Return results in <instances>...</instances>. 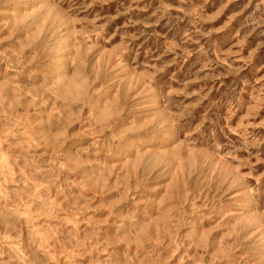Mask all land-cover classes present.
Returning a JSON list of instances; mask_svg holds the SVG:
<instances>
[{"label":"rangeland","instance_id":"1","mask_svg":"<svg viewBox=\"0 0 264 264\" xmlns=\"http://www.w3.org/2000/svg\"><path fill=\"white\" fill-rule=\"evenodd\" d=\"M0 264H264V0H0Z\"/></svg>","mask_w":264,"mask_h":264},{"label":"bare ground","instance_id":"2","mask_svg":"<svg viewBox=\"0 0 264 264\" xmlns=\"http://www.w3.org/2000/svg\"><path fill=\"white\" fill-rule=\"evenodd\" d=\"M64 47H60V49H63ZM62 56L64 57V56H66V54H64V53H62ZM66 60V59H65ZM70 60V59H69ZM58 62V61H57ZM64 65H63V67H62V69L60 70V71H55V70H53V73L55 74V77L57 78H60V77H63V76H65V75H67L68 74V70H67V66H68V61H65L64 63H63ZM56 67H57V65H56ZM57 69V68H56ZM60 69V68H59ZM69 69V68H68ZM140 130V129H139ZM137 133V132H136ZM142 133V132H141ZM129 137V136H128ZM140 137V134H136L130 141H129V143H128V147L129 146H133V144L135 143V140H137L138 138ZM129 139V138H128ZM153 139H154V137H153ZM159 139H161V138H159ZM154 140H156V139H154ZM151 141V140H150ZM125 143V142H124ZM139 143V142H138ZM151 143V142H150ZM125 147V146H124ZM136 147V146H135ZM124 149V148H123ZM150 149V148H149ZM151 149H153V148H151ZM132 150V149H131ZM134 150V149H133ZM124 151V150H123Z\"/></svg>","mask_w":264,"mask_h":264}]
</instances>
